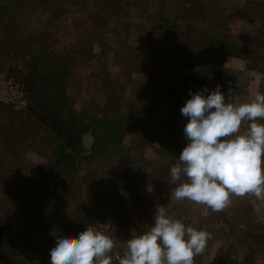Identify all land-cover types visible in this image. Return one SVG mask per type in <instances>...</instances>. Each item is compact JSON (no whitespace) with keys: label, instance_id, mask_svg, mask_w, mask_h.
Wrapping results in <instances>:
<instances>
[{"label":"rangeland","instance_id":"374dc122","mask_svg":"<svg viewBox=\"0 0 264 264\" xmlns=\"http://www.w3.org/2000/svg\"><path fill=\"white\" fill-rule=\"evenodd\" d=\"M222 36L249 54L245 58L253 70L246 68L244 58L222 55ZM209 58L220 63L218 81H212L215 70L207 74L202 69L198 75H205L204 84L183 80L190 63ZM62 65L68 68L67 97L92 141L87 149L81 147L85 155L73 157V173L63 175L62 164L53 163L61 140L47 126L50 118L43 123L29 102L19 113L0 107V264H50L55 240L76 238L95 219L108 225L116 250L124 256L135 232L112 222V200L127 202L117 190L127 189L120 179L125 173L135 176L161 143L151 136L123 135L120 140L116 136L118 144H94L100 134L95 123L143 111L157 100L160 89L175 92L182 106L190 93L205 87L204 96L219 86L226 103L235 104L264 93V0H0V67L16 72L39 101L49 94L44 75ZM182 106L175 112L181 114ZM152 109L158 121L175 113L171 101ZM179 117L171 116L167 126L183 130L187 118ZM182 137L183 131L167 139L175 143ZM145 170L151 173L152 167ZM233 197L235 203L249 201L257 209L264 203L252 194H247L249 200ZM146 200L149 204L134 197L132 204L147 205L146 213L152 214L153 196ZM194 204L200 205L182 200L175 211L182 217L189 210L196 221L200 215ZM230 252L218 249L214 239L202 254Z\"/></svg>","mask_w":264,"mask_h":264},{"label":"clouds","instance_id":"9594fccd","mask_svg":"<svg viewBox=\"0 0 264 264\" xmlns=\"http://www.w3.org/2000/svg\"><path fill=\"white\" fill-rule=\"evenodd\" d=\"M190 93L180 112L187 118L183 134L185 147L179 163L170 169L171 191L177 201L203 204L214 212L225 209L230 195L252 194L264 201V93L256 92L251 102L226 103L217 86L207 96ZM248 127L241 132V124ZM211 234L185 226L156 208L154 224L127 240L119 264H194V257L204 252ZM115 242L92 227L76 238L65 235L55 240L49 252L50 264H112Z\"/></svg>","mask_w":264,"mask_h":264},{"label":"trees","instance_id":"16d2710c","mask_svg":"<svg viewBox=\"0 0 264 264\" xmlns=\"http://www.w3.org/2000/svg\"><path fill=\"white\" fill-rule=\"evenodd\" d=\"M223 24L217 23V28H222ZM221 38V37H220ZM170 45V44H169ZM220 45L223 46L222 55L223 56H234L236 58L245 59V66L248 69H254L253 63L251 61V64L247 62V58L249 54L245 53L244 51L238 50V45L235 44L231 39L229 40L226 36H222ZM171 49H176L174 45H170ZM179 49V48H178ZM180 50V49H179ZM172 51V50H171ZM178 52L179 55H184L183 51ZM177 55L176 50L173 54L171 53V56L173 59ZM221 55V54H220ZM221 55V56H222ZM247 55V58H245ZM199 57V56H197ZM195 62L189 64V72L183 75V80L190 81L196 85L204 84L205 82V75L204 77L198 75L199 72L204 70V73H209L212 70H215L217 72L216 75H214L212 81H218L221 77V68L220 63L217 62L214 58L204 59V60H194ZM255 64V63H254ZM1 68V67H0ZM197 68V69H196ZM2 69V68H1ZM68 68L66 65L58 66L55 73H46L44 75L45 82H47V91H48V98L42 99L37 101L36 95L33 94L30 96V93L28 94L27 88L23 84V82L20 80L19 76L16 72H10V74H13V76L19 80L22 84L26 101L29 102V106L31 107V111L34 112V115L39 118L43 123H47V118H50V122L47 124V126L55 133L58 139L61 140V143L58 145V147L55 150V157H54V164H62L63 175H69V173H73L74 171V160L73 157H79L80 155H85L84 151L81 148L80 145V135L84 134L86 132V129L88 126L83 124L77 115H75V112L72 108V103L70 102L69 97H67V93L65 90L66 87V74H67ZM9 73V72H8ZM190 78V79H189ZM179 89L181 88V81H179ZM159 96L157 100L146 104L144 106L143 111L134 112L131 114H126L122 116H114V118H110L108 120H104L103 122H96L95 123V129L96 131H100V134L96 137L95 143L98 144L102 141H105L106 143H114L118 144L117 141L120 140V138L123 135H135V137H138L139 139L151 136L153 141H157L159 145L156 146L155 151L157 152V157L155 162H160L158 167H156V171L160 176H170V169L172 166L179 163V155L182 151V149L185 147V144H181L179 141L185 140V137L180 139L179 141L173 143L172 140H168V137L177 136L179 133H182L183 130H173L172 127L169 128L167 126L166 122L171 119V116H173L172 119L180 118L181 115L178 112H175L176 107L182 106V104H179V102L175 101V92H171L168 89H160ZM180 94V92L178 93ZM174 96V97H173ZM172 104L173 113L171 111V115H169L166 119L162 121H158L160 119L152 118V111L153 107L157 103L162 102H168ZM33 103V104H32ZM179 104V105H178ZM29 107V108H30ZM178 116V117H177ZM178 120V119H177ZM170 131V132H169ZM152 133L154 135H158V139L154 138ZM101 135V136H100ZM104 137L107 138L103 139ZM100 138L98 139V137ZM116 136H118L119 140L116 139ZM141 136V137H140ZM144 136V137H143ZM112 138L115 140L111 141ZM145 141V140H144ZM143 141V144H144ZM162 162V163H161ZM148 167H152L150 164H146ZM130 177V173H125L124 178ZM185 178V177H182ZM40 179V177H39ZM137 187H127V189H120L117 188V190H121L120 195L127 200V202L118 204L114 200H112L111 206L113 208L110 218H112V222L116 225H121L123 223H126L128 221V211L127 206L132 204V195L135 194V190ZM116 190V189H115ZM127 192V193H126ZM118 192L116 194H119ZM131 201V203H130Z\"/></svg>","mask_w":264,"mask_h":264},{"label":"crops","instance_id":"0c3cea01","mask_svg":"<svg viewBox=\"0 0 264 264\" xmlns=\"http://www.w3.org/2000/svg\"><path fill=\"white\" fill-rule=\"evenodd\" d=\"M247 85L248 84L243 88L242 95L244 96L247 95ZM248 102H250L249 99L247 100V103ZM228 103L235 104L233 101ZM248 123L247 121L242 122L241 132L247 129ZM257 123L262 124L259 120H257ZM156 157L155 154L152 159H148V162H146V164L152 166L151 173L145 170H149V167L145 164L143 167L139 168L137 174L135 171V176L130 175V177L126 179L124 177L120 179V182H122L123 186L126 188L132 186L137 187L132 197H141L145 199L146 202L148 197L153 196L155 202V208L151 210L152 214L146 213L147 211H145V208H148L147 205H143L142 208H136L133 204L126 205L128 222L121 225L124 226L123 230L126 232L134 231L135 236L139 235L154 224L156 208L163 206L166 210L169 206H172L171 211H169V209L166 210V214L169 218L179 220L184 223L185 226H191L197 230H205L203 228H206L207 230L205 231L211 233V238L207 241V246L215 239V244L218 245V249L220 248L221 251L231 249L229 254L217 253L197 255L194 257V264H264V203L257 209L254 204L249 201L243 204L235 203L233 195H230L231 203L222 211L214 212L206 205L200 204L197 206L194 204L196 208L199 209L197 215L200 216L196 215L199 217L198 220L193 221V218H191L193 214L191 215L189 210L187 211L185 207L184 209L187 211V214L183 213L185 215L180 217L175 210L176 204L177 207H179L181 201L175 200V198L171 196V191H174V188L179 186V183L186 181V177L182 178V181L173 183L170 176H160L154 170L160 163L155 162ZM262 167H264V165H262ZM244 197L247 198V195ZM247 200L249 199L247 198ZM183 201L188 204L190 203V205L195 203L187 199ZM182 205L185 204L182 203ZM149 216H151V218H149ZM261 216L262 219H260ZM133 217L137 218V220L139 219V221L135 222L132 219ZM141 217H143V219ZM199 221L201 222V227L198 225V223H200ZM240 232H242V234H240Z\"/></svg>","mask_w":264,"mask_h":264},{"label":"built area","instance_id":"2783aa9c","mask_svg":"<svg viewBox=\"0 0 264 264\" xmlns=\"http://www.w3.org/2000/svg\"><path fill=\"white\" fill-rule=\"evenodd\" d=\"M26 105L27 101L21 82L13 74L0 68V107L13 113H19L25 109ZM92 228L107 235L114 241L107 224L95 219L92 221ZM109 255L113 257L112 264H119L117 255L123 257V254L118 252L115 247Z\"/></svg>","mask_w":264,"mask_h":264},{"label":"water","instance_id":"95a60500","mask_svg":"<svg viewBox=\"0 0 264 264\" xmlns=\"http://www.w3.org/2000/svg\"><path fill=\"white\" fill-rule=\"evenodd\" d=\"M92 138L89 133L84 134L80 139V145L83 149H87L88 145L91 143Z\"/></svg>","mask_w":264,"mask_h":264}]
</instances>
